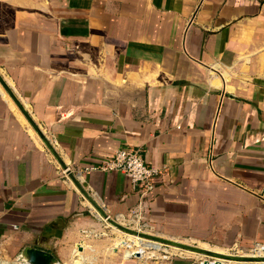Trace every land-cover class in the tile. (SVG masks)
Returning a JSON list of instances; mask_svg holds the SVG:
<instances>
[{
  "label": "crops",
  "instance_id": "0c3cea01",
  "mask_svg": "<svg viewBox=\"0 0 264 264\" xmlns=\"http://www.w3.org/2000/svg\"><path fill=\"white\" fill-rule=\"evenodd\" d=\"M0 79L31 119L0 81L3 260L143 264L93 239L70 172L164 246L264 245V0H0ZM123 147L160 170L148 194L80 173Z\"/></svg>",
  "mask_w": 264,
  "mask_h": 264
},
{
  "label": "rangeland",
  "instance_id": "374dc122",
  "mask_svg": "<svg viewBox=\"0 0 264 264\" xmlns=\"http://www.w3.org/2000/svg\"><path fill=\"white\" fill-rule=\"evenodd\" d=\"M118 223H121V226L136 231L140 234L147 235H156L155 229L152 225H148L144 220H117ZM105 229L103 231H97L93 239H98V242L102 244L106 240H110L109 247L118 248L122 256L137 257L132 253L137 251L141 254L143 264H202V261L206 256L196 251L187 250L183 248H178L172 245L164 246L162 242L153 240L151 238L145 239L140 237L139 234L134 235L129 231H122L119 227L111 224L108 220L104 219ZM108 226V227H107ZM105 230L108 234H105ZM103 232V234H102ZM119 235V236H118ZM150 235V236H151ZM99 236V237H98ZM154 237V236H153ZM125 241V243H124ZM177 242L189 243L192 245L200 246L205 249H211L218 251L219 253L229 254V255H251L255 254L256 256L261 255L262 245H253V246H223L217 247L216 245H211L208 243H198L194 244L191 240H185V238H178ZM122 243V244H121ZM169 247V248H167ZM227 247V248H225ZM235 247V248H232ZM162 248V249H161ZM164 248V250H163ZM260 249V250H259ZM256 250V251H255ZM213 260V258H209ZM12 261L13 260H8ZM0 258V264H12ZM227 264H236V262L229 261ZM257 262L252 263H241V264H256ZM264 262H258L257 264H263ZM213 264V263H212Z\"/></svg>",
  "mask_w": 264,
  "mask_h": 264
},
{
  "label": "water",
  "instance_id": "95a60500",
  "mask_svg": "<svg viewBox=\"0 0 264 264\" xmlns=\"http://www.w3.org/2000/svg\"><path fill=\"white\" fill-rule=\"evenodd\" d=\"M1 83L3 84L4 88L7 90L9 95L12 97V99L15 101V103L19 106L20 110L24 113V115L31 121L28 113L26 110H24V107L20 104L18 98L16 97L15 93L12 91V89L6 84L5 82L0 79ZM70 175L73 177V180L77 186V188L80 190V192L89 200L90 204L93 206V208L99 213V215L108 220L111 224L117 226L120 228L122 231H129L134 235L139 234L140 237H143L145 239L151 238L153 240L161 241L157 237H153L147 234H140L136 231H132L125 226H121V223L119 224L117 220L113 219L110 217L103 206L92 196L90 193L85 189V187L82 185L80 180L76 179L74 177V174L70 172ZM162 242V241H161ZM167 245H172L178 248H183L187 250H192L199 252L201 254H204L206 258L203 259L202 264H227L225 263L226 261H233L236 262V264H241V263H252V262H264V252L261 255L256 256L255 254L251 255H229V254H224V253H219L218 251L211 250V249H205L200 246L192 245V244H186V243H181V242H176L174 240H168L165 241ZM262 248L264 250V245H262ZM256 251V250H255ZM142 253L137 252L135 254L137 257H140ZM49 255V254H48ZM45 252L41 250H32L29 249L27 251L26 257L23 258L22 261L16 262V261H8L12 262V264H51L53 261L52 256H48ZM209 258H213V260H210Z\"/></svg>",
  "mask_w": 264,
  "mask_h": 264
},
{
  "label": "built area",
  "instance_id": "2783aa9c",
  "mask_svg": "<svg viewBox=\"0 0 264 264\" xmlns=\"http://www.w3.org/2000/svg\"><path fill=\"white\" fill-rule=\"evenodd\" d=\"M80 173L94 171H120L129 176L134 187L139 188L143 195L155 188L160 170L148 164L141 148L123 147L116 151L112 158L91 162L79 168Z\"/></svg>",
  "mask_w": 264,
  "mask_h": 264
},
{
  "label": "bare ground",
  "instance_id": "6f19581e",
  "mask_svg": "<svg viewBox=\"0 0 264 264\" xmlns=\"http://www.w3.org/2000/svg\"><path fill=\"white\" fill-rule=\"evenodd\" d=\"M124 243H125V241H124ZM122 244V243H121ZM260 250V249H259ZM264 252V250H263V248L261 247V251H260V253L262 254ZM134 256H136L135 254H137V251H135V252H133L132 253ZM142 254H143V252H142ZM226 263V262H225ZM213 264H215V263H213ZM257 264V263H256ZM264 264V263H263Z\"/></svg>",
  "mask_w": 264,
  "mask_h": 264
}]
</instances>
